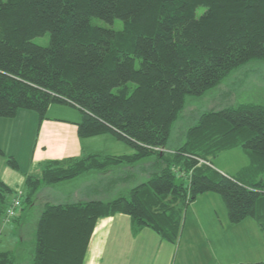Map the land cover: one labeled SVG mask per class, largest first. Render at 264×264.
Masks as SVG:
<instances>
[{"label": "trees", "instance_id": "1", "mask_svg": "<svg viewBox=\"0 0 264 264\" xmlns=\"http://www.w3.org/2000/svg\"><path fill=\"white\" fill-rule=\"evenodd\" d=\"M91 18L119 19L122 28ZM45 33L48 46L32 43ZM254 60L264 61V0H0V118L29 110L42 121L50 105H65L81 113L79 138L109 133L134 150L44 163L40 176L25 178L21 209L43 187L151 160L146 179L112 200L46 203L32 264H82L97 220L116 214L130 218L133 235L147 228L175 244L183 210L205 193L221 197L231 224L249 218L263 231L264 106L203 112L182 142L171 141L188 96ZM237 147L250 163L236 178L212 167L211 158ZM11 195L0 181V217ZM0 264H15L14 254L0 251Z\"/></svg>", "mask_w": 264, "mask_h": 264}, {"label": "rangeland", "instance_id": "2", "mask_svg": "<svg viewBox=\"0 0 264 264\" xmlns=\"http://www.w3.org/2000/svg\"><path fill=\"white\" fill-rule=\"evenodd\" d=\"M202 11L203 8H199L197 14ZM90 23L94 26L114 30L122 28V22L119 19L109 24L100 19L91 18ZM32 43L42 47L48 46L49 34L45 33L43 36L33 38ZM129 86L133 87L132 84ZM244 103H256L264 106V61L254 60L241 66L228 75L218 87L209 90L201 97L188 96L182 114H180L181 117L173 124L171 129L172 145H178L179 142H182L186 129L196 121L201 113L218 111ZM66 108L74 110V108L69 106ZM32 140L33 138L26 133L24 134L21 155L23 159L21 161L23 162L20 163L21 166L28 161ZM159 151L162 152L163 150ZM210 161L213 165L212 167L218 172L234 178L250 163L246 152L240 147L223 151L211 158ZM150 162L151 160L146 158L133 166L122 164V167L125 166L124 170L126 171L121 170L120 174L116 173L114 175L108 173L116 168L107 169L106 173H101L104 174L103 186H110L111 180L122 179L125 181L121 182V187L127 189L125 192L128 191L131 189L130 186H127L130 179L128 177L131 176L129 174H132V172L127 171L135 168L133 173L136 179L138 177V180L132 181L130 179V182L137 185L142 182L139 180L141 177L146 179ZM93 178V181H95L96 178ZM93 181L88 180L87 183L83 184L82 189L92 188L95 184L92 185ZM107 182L110 183L107 184ZM94 188L99 190V186ZM40 194L42 196L37 195L39 197L38 199L37 197L35 198L34 206L32 205L24 210L25 214L21 218L20 225L12 227L11 237L5 239L4 245L0 247V251H10L14 254L15 264H32L35 224L43 206L46 203L67 204L76 203L77 201L73 199L66 202H61L60 200L58 202L57 200V202L44 203L43 197L45 195L42 192ZM111 194H105L102 200L109 198ZM113 197L116 198L118 195ZM1 218L5 222L3 220L4 217L1 216ZM14 219L12 218L8 223ZM224 233L226 234V240H223ZM179 239L180 243L178 242L177 244L179 250L177 249L171 264H213V258L219 259V262H215L219 264H256L264 262V230L260 231L256 222L249 218L238 224H230L221 197L214 193L199 195L195 201L183 210Z\"/></svg>", "mask_w": 264, "mask_h": 264}, {"label": "crops", "instance_id": "3", "mask_svg": "<svg viewBox=\"0 0 264 264\" xmlns=\"http://www.w3.org/2000/svg\"><path fill=\"white\" fill-rule=\"evenodd\" d=\"M66 107L65 105H50L42 121H39L37 115L29 110H19L13 118H0V150L4 155H0V181L12 190L9 202L18 190L24 193V182L27 176H40V168L44 163H62L87 155L119 157L134 153L131 147L109 133L79 138L77 124L81 121V113L75 108L76 112ZM25 133L33 140L28 161L21 166L20 163L23 162L21 161L22 140ZM6 157H11L16 161L17 170L7 165ZM112 168L116 169L108 174L114 175L120 174L125 166L117 164ZM106 172L90 171L73 180L43 187L37 195L42 196L40 194L42 192L45 195L44 203H46L57 202V200L66 202L73 199L77 200L76 202L88 199L105 201L125 193L127 189L121 187V182L125 181L122 179L111 180L110 186H103L104 174L101 173ZM127 172H132L128 177L132 181L138 180L133 173L135 168ZM93 177L96 178L95 181ZM87 179L93 181L92 185L95 184L92 188L83 190L82 186L87 183ZM130 179L129 181L127 179L129 183L127 186L134 187L135 184H132ZM139 180H143L142 177ZM98 186L99 190L94 188ZM110 193L112 197L102 200L105 194L110 195ZM24 214L25 211L19 209L17 216L10 223L3 222L0 217V247L4 245L5 239L11 237L12 227L20 225ZM257 227L262 231L258 225ZM223 240H226L225 233ZM179 241L180 239L175 244L162 241L158 235L147 228L133 235L130 218L127 215L116 214L97 220L82 264H171L177 249L179 250L177 248ZM212 262L219 264L215 263L219 262V259L213 258Z\"/></svg>", "mask_w": 264, "mask_h": 264}, {"label": "built area", "instance_id": "4", "mask_svg": "<svg viewBox=\"0 0 264 264\" xmlns=\"http://www.w3.org/2000/svg\"><path fill=\"white\" fill-rule=\"evenodd\" d=\"M14 195H16V199H11L3 214V220L5 222H8L12 218H15L17 216L18 210L21 208V199L23 196V192L21 190H18Z\"/></svg>", "mask_w": 264, "mask_h": 264}]
</instances>
